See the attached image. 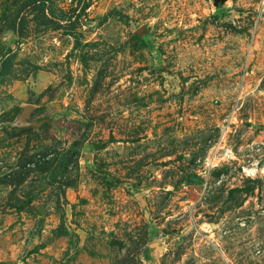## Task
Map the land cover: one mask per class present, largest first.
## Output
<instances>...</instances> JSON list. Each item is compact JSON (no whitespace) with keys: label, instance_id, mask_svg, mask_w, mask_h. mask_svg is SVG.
Instances as JSON below:
<instances>
[{"label":"rangeland","instance_id":"rangeland-1","mask_svg":"<svg viewBox=\"0 0 264 264\" xmlns=\"http://www.w3.org/2000/svg\"><path fill=\"white\" fill-rule=\"evenodd\" d=\"M263 10L0 0V264H264Z\"/></svg>","mask_w":264,"mask_h":264},{"label":"water","instance_id":"water-1","mask_svg":"<svg viewBox=\"0 0 264 264\" xmlns=\"http://www.w3.org/2000/svg\"><path fill=\"white\" fill-rule=\"evenodd\" d=\"M226 0H213V6L218 7V6H224ZM33 106L26 105L23 106L15 118L14 121L8 124V128L10 130L13 129H23V128H35V129H41L42 126L45 125H50V118L48 117H43V118H37L34 120H29V116L31 112L33 111Z\"/></svg>","mask_w":264,"mask_h":264},{"label":"trees","instance_id":"trees-1","mask_svg":"<svg viewBox=\"0 0 264 264\" xmlns=\"http://www.w3.org/2000/svg\"><path fill=\"white\" fill-rule=\"evenodd\" d=\"M12 59H13V56H12V54H8L2 61H1V63H0V75H2L5 71H6V69L8 68V67H10L11 66V64H12ZM69 184H68V182H65V183H61V184H59L58 185V189H61V193H62V195L64 194V187L66 186H68ZM58 199H59V196H58V198H57V202H58ZM64 203H66V201L64 200ZM60 228L62 229V231H63V227L62 226H60ZM61 231V230H60ZM62 231L60 232V233H62ZM63 234V233H62Z\"/></svg>","mask_w":264,"mask_h":264},{"label":"built area","instance_id":"built-area-1","mask_svg":"<svg viewBox=\"0 0 264 264\" xmlns=\"http://www.w3.org/2000/svg\"><path fill=\"white\" fill-rule=\"evenodd\" d=\"M220 156H221V158H224V159H227V158H231L232 157L231 152H229L226 149H222V152H221V155ZM207 162H208V159H207ZM216 163H218V161L215 159V157L213 155L211 161L208 162V165H210V167H211V166L215 165ZM250 167L251 168L249 169V175L252 176V175H254V172H255V169H256L255 163L254 164H251ZM243 171H245L244 168H243ZM246 175H248V174H246Z\"/></svg>","mask_w":264,"mask_h":264}]
</instances>
